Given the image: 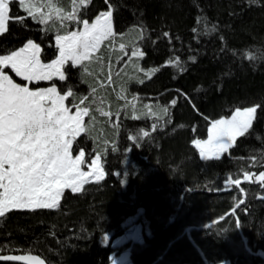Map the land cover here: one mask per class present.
Masks as SVG:
<instances>
[{
	"label": "trees",
	"instance_id": "1",
	"mask_svg": "<svg viewBox=\"0 0 264 264\" xmlns=\"http://www.w3.org/2000/svg\"><path fill=\"white\" fill-rule=\"evenodd\" d=\"M56 1L65 13L72 10V0ZM107 8L115 38L102 43L87 72L68 62L65 80L55 81L61 92L71 88L69 104L84 99L87 130L73 153L83 150L86 162L98 153L105 178L78 192L66 189L57 208L7 213L0 218V253H35L47 264H108L113 250L103 240L139 221L144 241L131 249L133 264H260L264 200L257 193L264 189L255 178L242 182L236 207L242 193L223 182L251 170V160L261 164L257 173L264 171V0H89L77 7L76 20L47 24L12 3L0 55L31 39L41 46V60L51 61L56 35ZM121 44L143 56L122 64L114 54ZM250 106L259 107L249 132L219 159H201L192 140L204 139L211 121Z\"/></svg>",
	"mask_w": 264,
	"mask_h": 264
},
{
	"label": "snow or ice",
	"instance_id": "2",
	"mask_svg": "<svg viewBox=\"0 0 264 264\" xmlns=\"http://www.w3.org/2000/svg\"><path fill=\"white\" fill-rule=\"evenodd\" d=\"M17 2L28 17L40 24L49 22L52 11L62 21L77 19L76 0H72L73 8L66 15L52 0H47L44 5H40L37 0H0V34L8 31L10 5ZM85 4L86 0H79V6ZM41 7L51 11L44 13ZM112 17L111 10L102 11L92 23L88 19H81L82 31L57 35L59 55L50 63L42 62L40 45L31 39L9 54L0 55V218L13 210L57 208L64 189L71 188L77 192L85 183L93 180L99 183L105 178L100 163L102 157L98 153L90 158L89 164H86L83 150L73 156L76 137L87 130L83 117L89 114V109L74 105L76 111L71 113L70 107L65 105V101L73 96L71 88L64 94L58 91L55 84L33 89L27 83H16L5 69H11L17 77L29 83L53 81L54 77L64 81L63 69L68 62L73 66L80 64L87 72L84 62L91 60L102 42L115 38ZM120 49L123 51V44ZM132 55L143 56V53L133 50ZM174 63L179 67V59ZM172 103L175 104V101ZM82 104L84 99L80 100ZM258 107L237 108L230 118L213 121L207 129L206 140H192L193 146L199 150L200 158L219 159L221 154L228 152L237 137L245 136L253 127ZM152 127L155 130L156 125ZM142 135L147 137L149 133L144 131ZM129 139L135 141L136 137ZM82 166H87L90 171H82ZM250 179L251 174L245 172L244 180ZM256 179L264 183V171ZM241 184L240 179L229 178L225 187L235 185L243 192ZM0 260L44 264L38 256L2 255Z\"/></svg>",
	"mask_w": 264,
	"mask_h": 264
},
{
	"label": "rangeland",
	"instance_id": "3",
	"mask_svg": "<svg viewBox=\"0 0 264 264\" xmlns=\"http://www.w3.org/2000/svg\"><path fill=\"white\" fill-rule=\"evenodd\" d=\"M37 2L40 4V5H43V4H46L47 3V0H37ZM88 2H89V0H86V4H88ZM52 3L57 7V8H60L61 10H62V8L60 7V5H59V3H58V1H56V0H52ZM76 4H77V7L79 6V0H76ZM85 4V5H86ZM84 5V6H85ZM22 7V6H21ZM72 8H73V4H72V6H71ZM23 8V7H22ZM24 9V8H23ZM108 10H110V9H106V10H104V11H108ZM41 11H43L44 13H48L49 11H51V9H49V8H47V7H41ZM102 12V11H101ZM63 13L66 15L68 12H64L63 11ZM100 13V12H99ZM99 13L98 14H96L95 15V17L97 16V15H99ZM57 18V19H59L58 18V16H57V14H56V12L55 11H52V18H51V20H53V19H55V18ZM95 17L94 18H92L91 20H89V23H92L94 20H95ZM10 18H11V16H10ZM62 24V23H61ZM83 30V24H81V26H80V28H76V29H69L68 30V32L67 33H64V34H59V35H66V34H68L69 32H71V31H82ZM114 31V30H113ZM57 36V35H56ZM56 36H55V38H54V41H55V47L57 48V55H56V57L55 58H57V56L59 55V52H58V47H57V45H56ZM27 42V41H26ZM25 42V43H26ZM33 42H35V41H33ZM24 43V44H25ZM36 43V42H35ZM103 43V42H102ZM102 43H101V45H100V48H99V50H97L96 52H94L93 54H92V58H91V60L90 61H85L84 62V64L85 65H87V71L91 68V66L92 65H94V63L93 62H95V59L97 58V56H98V52L100 51V50H103L104 48H106V47H104L103 46V48H102ZM23 44V45H24ZM38 44V43H37ZM107 45H108V42L106 43ZM22 45V46H23ZM21 46V47H22ZM20 48V47H19ZM40 48H41V46H40ZM42 50V49H41ZM117 50V51H116ZM133 50H139V49H133ZM133 50L130 52H128L125 48L123 49V51H121V49L119 50V49H115V51H114V54L116 53V55H117V60H122L123 62H122V64L124 63V61L126 62L127 61V63H128V61L132 58V57H134L133 55H132V52H133ZM120 52V53H119ZM54 58V59H55ZM52 61V60H51ZM51 61H48V62H45V61H42V62H44V63H50ZM78 65H80V64H77V65H74V66H78ZM84 69V68H83ZM5 71H6V73L8 74V75H10L12 78H13V80L16 82V83H20V84H28V86L30 87V88H37V87H51L53 84H55V81H56V79H58L57 77H54V79H53V81H40V82H31V83H29V82H26V81H23L20 77H17L16 75H15V73H13L12 71H11V69H5ZM55 86H56V84H55ZM57 87V86H56ZM58 89V88H57ZM58 91L61 93V94H64L65 92H61L59 89H58ZM65 105L66 106H69L70 107V109H71V113H74L75 111H76V108H75V106L74 105H71V104H69L68 103V101L66 100L65 101ZM80 107H82L81 105H79ZM250 107H252V106H250ZM83 108V107H82ZM241 109H243V108H241ZM236 110V109H235ZM234 110V111H235ZM233 111V112H234ZM150 112V111H149ZM232 112V113H233ZM70 113V114H71ZM232 113L230 114V115H228V116H226V117H223V118H230L231 117V115H232ZM143 114V113H142ZM85 119V117H83V121H85L84 120ZM221 119V118H220ZM218 120V119H217ZM215 121V120H214ZM213 121H211L210 122V124H209V127L211 126V123H212ZM85 124V123H84ZM208 127V128H209ZM82 133V132H81ZM196 139H199V138H196ZM207 139V136L204 138V139H201V140H206ZM198 150V149H197ZM198 152H199V150H198ZM79 154V151L77 152V153H73V156H75V155H78ZM222 155V154H221ZM94 158V157H93ZM90 163V161L89 162H86V164H89ZM100 163H101V161H100ZM102 165V164H101ZM258 165H261V164H258V163H256L254 160H251V162H249L248 163V166L249 167H251L252 169L251 170H248V171H244L241 175H240V177H238V178H234L232 175H227V177L224 179V185L226 184V181L229 179V178H231V179H240V180H243V182H251V181H253V179H254V176H255V174H257V172H256V170H255V167L256 166H258ZM81 170L82 171H90V169L87 167V166H82V168H81ZM245 172H248V173H250L251 174V179L250 180H244V173ZM94 181V180H93ZM231 186V185H230ZM229 187V186H228ZM66 189H69V190H71V188H66ZM66 189H64V191L66 190ZM82 188H80L78 191H80ZM63 191V192H64ZM72 191V190H71ZM77 191V192H78ZM242 193V196H241V198H240V200H239V203H240V201H242V199L244 198V191L243 192H241ZM61 199V198H60ZM238 203V204H239ZM229 212H231L232 214H234V216H235V210L234 209H232V210H230ZM222 219V217L221 218H217V219H215V220H213V221H210V222H206V223H204L202 226H208V225H211V224H214V223H216L217 221H219V220H221ZM238 223V222H237ZM193 227V226H192ZM191 226H188L187 228H185V232L188 234L189 233V231H190V229L192 228ZM239 235H240V242H241V244H242V246H243V248H245L246 250H248V251H250L249 250V248L247 247V245H246V239H245V237H243L242 235H241V233L239 232ZM106 239H108V236L106 237ZM143 241H144V227H143V225H142V223L141 222H139V221H137V222H131V223H129L128 224V226L127 227H125L124 229H123V231H122V233H119V234H114L112 237H111V241H110V243H109V247H111V249L113 250L112 251V253L114 254L113 255V257H112V259H109V262H108V264H133L132 263V261H131V259H130V252H131V249L132 248H134L136 245H139V244H141V243H143ZM258 255H260L262 258H264V251H258V252H256ZM217 264H230V262L228 261V260H223V261H221V262H218Z\"/></svg>",
	"mask_w": 264,
	"mask_h": 264
},
{
	"label": "water",
	"instance_id": "4",
	"mask_svg": "<svg viewBox=\"0 0 264 264\" xmlns=\"http://www.w3.org/2000/svg\"><path fill=\"white\" fill-rule=\"evenodd\" d=\"M241 181L243 182V180H241ZM257 199H263V200H264V194H258V195H257ZM239 204H240V203H239ZM239 204H237L236 207H237ZM111 237H112V235H109V236H108V239L105 238V239L103 240L104 243H105L106 245H109V243H110V241H111ZM2 255L38 256V257L44 262V264H47L46 260H45L42 256H40V255H38V254H35V253H30V252H25V253H21V252H19V253H13V252H10V253H5V254H1V253H0V256H2ZM113 255H114V254L111 253V254L109 255V259H112ZM0 262H14V263H18V264H31V262H28V261H3V260H0ZM260 264H264V261L261 262Z\"/></svg>",
	"mask_w": 264,
	"mask_h": 264
},
{
	"label": "flooded vegetation",
	"instance_id": "5",
	"mask_svg": "<svg viewBox=\"0 0 264 264\" xmlns=\"http://www.w3.org/2000/svg\"><path fill=\"white\" fill-rule=\"evenodd\" d=\"M261 171H263V170H261ZM261 171H259L257 174H255V176H254V178H255V184H256V186H258V189L259 190H263L264 189V183H262V182H260V181H258L257 179H256V177L259 175V173L261 172ZM257 172V171H256ZM252 182V181H251ZM258 194H263L262 192H259V193H257V195ZM259 200H263V199H259Z\"/></svg>",
	"mask_w": 264,
	"mask_h": 264
}]
</instances>
